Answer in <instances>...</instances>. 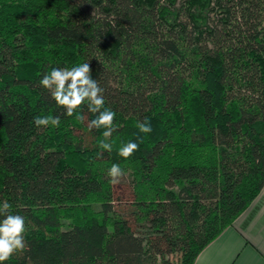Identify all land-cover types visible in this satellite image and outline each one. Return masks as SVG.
Segmentation results:
<instances>
[{
  "label": "trees",
  "instance_id": "1",
  "mask_svg": "<svg viewBox=\"0 0 264 264\" xmlns=\"http://www.w3.org/2000/svg\"><path fill=\"white\" fill-rule=\"evenodd\" d=\"M263 188L264 0H0V264H194Z\"/></svg>",
  "mask_w": 264,
  "mask_h": 264
},
{
  "label": "crops",
  "instance_id": "2",
  "mask_svg": "<svg viewBox=\"0 0 264 264\" xmlns=\"http://www.w3.org/2000/svg\"><path fill=\"white\" fill-rule=\"evenodd\" d=\"M194 264H264V188L234 224L200 252Z\"/></svg>",
  "mask_w": 264,
  "mask_h": 264
},
{
  "label": "rangeland",
  "instance_id": "3",
  "mask_svg": "<svg viewBox=\"0 0 264 264\" xmlns=\"http://www.w3.org/2000/svg\"><path fill=\"white\" fill-rule=\"evenodd\" d=\"M129 180L130 177L128 173H121L116 180L117 196L118 198H121V200L116 201V203L120 207H124L123 204H125V201H127V199L129 198Z\"/></svg>",
  "mask_w": 264,
  "mask_h": 264
}]
</instances>
